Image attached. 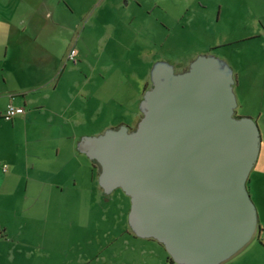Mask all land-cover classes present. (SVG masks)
Listing matches in <instances>:
<instances>
[{
  "label": "water",
  "instance_id": "1",
  "mask_svg": "<svg viewBox=\"0 0 264 264\" xmlns=\"http://www.w3.org/2000/svg\"><path fill=\"white\" fill-rule=\"evenodd\" d=\"M135 128L82 135L77 148L99 164L98 184L129 195L137 236L163 244L178 264H219L259 229L247 188L261 145L249 115H235L230 64L211 53L182 71L166 60L150 68Z\"/></svg>",
  "mask_w": 264,
  "mask_h": 264
},
{
  "label": "rangeland",
  "instance_id": "2",
  "mask_svg": "<svg viewBox=\"0 0 264 264\" xmlns=\"http://www.w3.org/2000/svg\"><path fill=\"white\" fill-rule=\"evenodd\" d=\"M67 1L75 7L80 2L92 4L87 16L73 19L88 29L84 35L79 28L72 33L85 53L80 63L77 61L78 75L73 80L78 78L80 87L88 79L85 73L93 75L85 87L90 90L92 107L83 112L87 123L77 124V133L98 134L123 123L135 128L142 115L137 113V99H141L144 87L151 85L150 68L155 61L166 60L175 71H182L198 54L211 53L225 59L233 70L235 115L254 117L264 139V0ZM90 15L93 26H87ZM62 65L63 60L59 71ZM72 65L75 63L69 61L65 70ZM98 105L100 108L94 110ZM104 124L108 126L98 131ZM18 128V124L0 116L2 165L5 161L9 167L15 153L33 149L32 140ZM94 130L98 132L91 133ZM52 145L46 140L41 148ZM263 158L264 141L259 162ZM251 198L257 199L255 193ZM129 206V195L116 187L99 202L87 205L86 210L69 211L65 206L53 223L42 219L39 223L55 228L53 242L59 246L60 264H178L169 259L161 242L133 233L127 220ZM258 248L264 245L255 233L239 252L219 264H247ZM263 260L259 256V262Z\"/></svg>",
  "mask_w": 264,
  "mask_h": 264
},
{
  "label": "crops",
  "instance_id": "3",
  "mask_svg": "<svg viewBox=\"0 0 264 264\" xmlns=\"http://www.w3.org/2000/svg\"><path fill=\"white\" fill-rule=\"evenodd\" d=\"M91 5L80 2L75 7L67 0H0V116L9 102L23 105L24 112L6 120L18 124V130L33 144L32 150L15 153L6 169L0 164V264H60L59 246L53 242L55 228L41 226L39 221L53 223L65 206L69 211L86 210L87 205L106 195L97 181L99 167L77 148L85 132L77 133L75 128L87 123L82 114L92 104L90 90L85 87L93 75L85 73L88 79L80 87L78 78L73 80L78 75L76 65L85 53L72 33L79 28L84 35L88 30L73 19L87 16ZM88 20L87 26L95 24L92 15ZM68 45L69 49L76 48L78 62L65 70L71 62ZM104 67L107 69V64ZM98 75L102 78L103 71ZM139 101L140 97L137 113L141 112ZM46 140L53 142L52 147L41 148ZM263 141L247 180L251 196H257L253 200L262 228L264 158L259 162V157ZM258 254L264 258V248L254 250L247 264H264Z\"/></svg>",
  "mask_w": 264,
  "mask_h": 264
},
{
  "label": "built area",
  "instance_id": "4",
  "mask_svg": "<svg viewBox=\"0 0 264 264\" xmlns=\"http://www.w3.org/2000/svg\"><path fill=\"white\" fill-rule=\"evenodd\" d=\"M68 59H70L72 62H77V58H76V48L71 47L68 51L67 54ZM24 112V106L23 105H18V104H14L12 102H9L6 104L4 113H3V117L5 119H11L14 115L18 114V113H22ZM7 165L6 163H3V168L6 169ZM256 235L257 238L264 244V227L261 229L259 228L256 231Z\"/></svg>",
  "mask_w": 264,
  "mask_h": 264
},
{
  "label": "trees",
  "instance_id": "5",
  "mask_svg": "<svg viewBox=\"0 0 264 264\" xmlns=\"http://www.w3.org/2000/svg\"><path fill=\"white\" fill-rule=\"evenodd\" d=\"M145 88H147V87H144V89H145ZM144 89H143V91H144ZM143 91H142V92H143ZM94 163L96 164V165L94 164L95 166H98V167H99V164H97L95 161H94ZM259 228L261 229L260 225H259ZM258 240H259V239H258ZM259 241H260V240H259ZM260 242H261V241H260ZM261 243H262V242H261ZM262 244H263V243H262ZM263 245H264V244H263ZM168 257H169V259H170L171 261H173V259L171 258V256H170L169 254H168ZM173 262H174V261H173Z\"/></svg>",
  "mask_w": 264,
  "mask_h": 264
},
{
  "label": "flooded vegetation",
  "instance_id": "6",
  "mask_svg": "<svg viewBox=\"0 0 264 264\" xmlns=\"http://www.w3.org/2000/svg\"><path fill=\"white\" fill-rule=\"evenodd\" d=\"M142 113V112H141Z\"/></svg>",
  "mask_w": 264,
  "mask_h": 264
}]
</instances>
